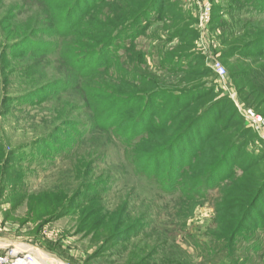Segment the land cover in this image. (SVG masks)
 I'll list each match as a JSON object with an SVG mask.
<instances>
[{"label": "rangeland", "instance_id": "rangeland-1", "mask_svg": "<svg viewBox=\"0 0 264 264\" xmlns=\"http://www.w3.org/2000/svg\"><path fill=\"white\" fill-rule=\"evenodd\" d=\"M45 4L0 0L4 246H30L62 264H264V225L239 228L264 182V0H165L140 20L141 9L113 0L92 8L66 36L53 34ZM127 27L140 33L117 39L115 46L123 44L111 50L108 68L90 75L86 66L76 74L67 55L92 53L91 38L103 41ZM194 68L199 76L186 74ZM192 86L213 90L169 130H158L154 147L180 141L197 113L227 103L217 124L231 126L214 138L223 149L241 141L235 147L243 162L255 163L236 167L204 191L189 215L184 182L177 191L159 188L131 163L134 154L150 152L152 142L136 149L116 129L130 131L148 91L169 96ZM93 90L101 106L105 96L139 103L115 114L117 128H102L90 102Z\"/></svg>", "mask_w": 264, "mask_h": 264}, {"label": "trees", "instance_id": "trees-1", "mask_svg": "<svg viewBox=\"0 0 264 264\" xmlns=\"http://www.w3.org/2000/svg\"><path fill=\"white\" fill-rule=\"evenodd\" d=\"M42 1L46 3L45 8L47 12L54 16L51 22L53 34L57 36H66L74 32L73 29L76 28V25H78L92 8L105 2L110 3L113 0ZM126 3L132 5L135 9H141L136 17L140 20L146 14L154 11L156 9V4L162 7L165 0H126ZM66 5H68V8H66ZM103 30L111 32V28L108 26ZM130 30H134L131 34L133 37L140 33L139 30L134 28H123L115 32L113 37L109 35L108 39L101 40L103 43L99 40L100 37L91 38L90 44L94 46L97 44L94 48L95 51L92 53L80 55L79 57L73 54L67 55L75 66L74 71L76 74L82 75L86 66L88 68L87 74L90 75L103 72L104 70H101V67L105 66L104 68H108L111 62V50L114 49L117 39L123 38ZM96 41L98 43H96ZM19 44L21 46V44L24 43L20 41ZM120 44L115 47H122ZM233 50L237 51L235 48H233ZM89 59H93V61H91L93 65L91 63L88 64ZM181 60L182 59H178V61ZM194 62L198 63L200 61L196 57ZM191 64L190 62L189 65ZM186 74L192 77L199 76L201 70L194 68L193 70H189ZM212 90L213 89L206 90V88L203 87L192 86L178 89L169 96L158 93V91H148L146 93L147 98L145 104H143L141 111L137 114L139 115L137 120L129 126V132L124 131L125 129L118 130L117 125L119 122L112 120L116 113L127 111L129 106L139 103V99L130 97V101L127 102V100H125L124 104H118L117 100H112L105 96L101 106V102H99L98 99H102V96H98L97 93H94V90L91 92L89 91L90 98H93L90 102L95 107L94 111L96 115L102 117V120H104L103 122H105V126L102 125V128H108L112 125L114 128H117L116 132L120 137L124 138L126 142L133 143L134 148H140L143 151L145 150L144 144L149 140L152 142L151 153H144L141 156L134 154L131 163L137 170L147 175V178H153V182H156L159 188H164L168 191H177L180 188V184L184 182L182 188L184 191L183 197L185 200H190L187 211L189 215L192 214L194 209L200 204L198 199L199 196H202L204 191L218 184L226 175H229V173L231 174L236 167L240 166L243 170H248L252 167V164L255 163L254 160L247 163L243 162L241 151L235 147V144H241V141L227 145L226 148L223 149L224 147H222V144L214 138L231 126V124L226 125V122H222L220 125L217 124L218 118H222L223 113L228 112L227 103L209 104L210 106L203 112L197 113V117L187 125L188 128L180 141L174 138L169 142L167 148L154 147L157 136L155 133H157L158 130H169L170 126L167 125L176 123L189 113L193 107H197V100L199 98L202 99V96L205 97V95L210 94ZM170 97H172V101L166 104ZM204 97L203 101H206L207 99ZM119 105L121 107L118 109ZM166 105H169V108H167ZM101 107L103 110H101ZM161 108H163V110ZM220 108L222 109L220 110ZM125 115H127V113L123 114L122 117ZM126 117L127 116L122 120H125ZM232 118L233 117H231L230 121ZM155 120H157V122L155 125L151 126ZM99 127L101 128V126ZM214 148L220 149V151L217 152ZM191 170L193 173L190 176ZM220 209H223V207H219V205L218 207L216 206V210L219 211ZM256 212H260L261 215L264 216V182L255 189L249 203L243 210V214L239 219V224H241L239 228L249 225L252 227L257 226V228L263 227L264 220H260L259 217L256 216Z\"/></svg>", "mask_w": 264, "mask_h": 264}, {"label": "built area", "instance_id": "built-area-1", "mask_svg": "<svg viewBox=\"0 0 264 264\" xmlns=\"http://www.w3.org/2000/svg\"><path fill=\"white\" fill-rule=\"evenodd\" d=\"M204 20H208V9L204 11ZM213 68L218 75L223 76L225 69L219 63L215 62ZM0 264H43L34 252L27 249L12 246H0Z\"/></svg>", "mask_w": 264, "mask_h": 264}, {"label": "bare ground", "instance_id": "bare-ground-1", "mask_svg": "<svg viewBox=\"0 0 264 264\" xmlns=\"http://www.w3.org/2000/svg\"><path fill=\"white\" fill-rule=\"evenodd\" d=\"M0 245L4 246L6 245V243L3 241H0ZM16 245H20V244H16ZM27 249H33L32 251L34 252V254L40 259V261L43 264H62L52 258H50L47 254L41 252L39 249L30 247V246H26Z\"/></svg>", "mask_w": 264, "mask_h": 264}]
</instances>
